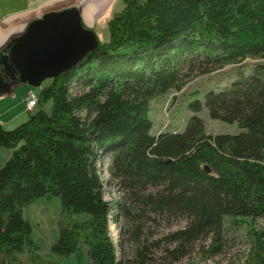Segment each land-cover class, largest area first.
Listing matches in <instances>:
<instances>
[{
	"label": "trees",
	"instance_id": "obj_1",
	"mask_svg": "<svg viewBox=\"0 0 264 264\" xmlns=\"http://www.w3.org/2000/svg\"><path fill=\"white\" fill-rule=\"evenodd\" d=\"M108 27L109 42L43 88L26 122L12 130L0 124V147L12 150L0 167L2 264L34 257L23 211L50 196L60 197L64 211L90 216L61 230L50 264L81 245L90 264H121L104 173L124 194L116 207L132 223L125 230L137 245L132 264H153L141 246L150 214L188 219L166 236L177 243L166 249L172 260L204 236L220 237L227 218L264 220V0H125ZM248 58L260 60L248 76L190 105L246 131L207 134L194 114L184 132L151 134L152 98L183 90L195 70L242 67ZM254 234L246 264H264V226Z\"/></svg>",
	"mask_w": 264,
	"mask_h": 264
},
{
	"label": "rangeland",
	"instance_id": "obj_2",
	"mask_svg": "<svg viewBox=\"0 0 264 264\" xmlns=\"http://www.w3.org/2000/svg\"><path fill=\"white\" fill-rule=\"evenodd\" d=\"M257 61L260 60L248 58L243 62L244 67L227 66L223 70L202 76H198L197 70H195V77L189 81L183 90H171L166 94L152 98L149 111V117L153 122L151 134L184 132L194 114L203 120L207 134H239L246 131L247 128L242 127L238 122L228 123L212 118L206 106L198 113H194L190 105L195 100L204 102L209 91L224 90L233 81L248 76L252 72L253 64ZM48 83L49 79L44 82V86ZM28 87L36 93H40L42 90L41 87ZM72 87L74 92L81 88L75 82L72 83ZM51 105L52 102L49 103L48 109L51 108ZM27 114L30 116L31 113L27 112ZM27 120L25 119V121L8 130L16 128ZM10 151L11 156L12 150ZM101 161L99 160V165L104 168L105 163ZM104 179L106 181L105 199L113 207L110 220L111 235L121 245L118 255L119 261L121 264H132L129 260L134 259L137 245L128 243L125 233L126 229L131 230L132 223L121 216L116 207L117 202L124 197V194L118 187L117 181L107 173H104ZM23 215L32 226L31 239L35 253L33 258L30 254H21L19 256L21 264H50V261L54 260L49 256L51 247L57 242L61 230L90 218L86 213L64 211L59 196L42 197L34 200L24 208ZM150 217V219L144 220V237L141 246L149 249L148 256L153 264H246L250 258L254 233L256 229L260 230L264 226L263 219L247 218L241 225H235L232 219L227 218L220 237H215L213 233L204 236L189 249L188 253L178 260H172L168 257L166 249L175 248L177 243L165 240L166 236L185 228L188 219L185 217L175 218L169 214H150ZM156 242L160 246H157ZM36 255L39 257L37 260H35ZM0 264L2 263L0 262ZM59 264H90L88 247L81 245L74 254L61 258Z\"/></svg>",
	"mask_w": 264,
	"mask_h": 264
},
{
	"label": "water",
	"instance_id": "obj_3",
	"mask_svg": "<svg viewBox=\"0 0 264 264\" xmlns=\"http://www.w3.org/2000/svg\"><path fill=\"white\" fill-rule=\"evenodd\" d=\"M99 44L97 34L84 26L79 9L47 13L0 52V83L9 77L12 84L40 88L47 79L78 65Z\"/></svg>",
	"mask_w": 264,
	"mask_h": 264
},
{
	"label": "crops",
	"instance_id": "obj_4",
	"mask_svg": "<svg viewBox=\"0 0 264 264\" xmlns=\"http://www.w3.org/2000/svg\"><path fill=\"white\" fill-rule=\"evenodd\" d=\"M124 7L125 0H0V52L13 39L23 35L33 21L47 13L70 8L79 9L84 26L92 29L101 42L107 43L110 40L108 23ZM53 79L45 86L44 81L41 89L50 85ZM12 83L9 77L0 83V124L6 129L28 119L27 101L30 93L35 92L27 83ZM10 153V149L0 147V167L9 159Z\"/></svg>",
	"mask_w": 264,
	"mask_h": 264
},
{
	"label": "built area",
	"instance_id": "obj_5",
	"mask_svg": "<svg viewBox=\"0 0 264 264\" xmlns=\"http://www.w3.org/2000/svg\"><path fill=\"white\" fill-rule=\"evenodd\" d=\"M38 102H39L38 93H36V92L30 93L28 101H27L28 110L31 112L34 109H36V107L38 106ZM115 242H116V245H117V248H118V255H119V251H120L119 249H120L121 245L119 244V241L115 240Z\"/></svg>",
	"mask_w": 264,
	"mask_h": 264
}]
</instances>
